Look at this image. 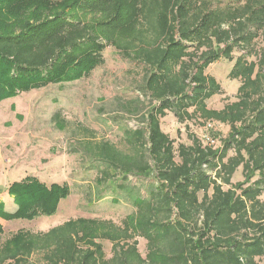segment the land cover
<instances>
[{"label":"trees","instance_id":"16d2710c","mask_svg":"<svg viewBox=\"0 0 264 264\" xmlns=\"http://www.w3.org/2000/svg\"><path fill=\"white\" fill-rule=\"evenodd\" d=\"M213 5L205 0H0V100L89 73L103 64L108 46L144 64L141 89L148 104L142 126L125 130L131 153L108 141L87 150L105 166L103 180L148 179L133 216L120 225L78 218L46 233L20 232L0 249V264H36L31 258L37 252L44 264L264 261V0ZM123 8L126 15L119 13ZM68 10L72 17L99 12L105 21L97 33L79 19H63ZM221 60L233 65L228 77L240 85L235 100L216 110L208 101L224 92L206 72ZM168 114L179 123L225 125L228 136L219 149L193 134L178 142L163 129ZM53 120L63 125L59 113ZM240 167L244 180L234 183ZM23 184L5 192H20L16 203L30 219L53 216L71 194L68 185L38 183L28 200ZM138 237L146 242L145 257ZM103 242L112 245L110 259Z\"/></svg>","mask_w":264,"mask_h":264},{"label":"rangeland","instance_id":"374dc122","mask_svg":"<svg viewBox=\"0 0 264 264\" xmlns=\"http://www.w3.org/2000/svg\"><path fill=\"white\" fill-rule=\"evenodd\" d=\"M205 1L214 2V7L218 3L225 7L247 0ZM122 12L126 15V8L119 13ZM75 15L72 17L68 10L63 19L71 22L79 19L90 28H98L99 23L105 21L99 12L79 11ZM104 40L99 42L103 44ZM102 56L103 64L89 73L84 71L81 76L73 73L72 78L60 83L17 91L0 100V249L20 232L46 233L78 218L111 220L120 225L133 216L135 202L145 196L148 179L103 180L100 170L105 166L87 151L108 141L119 150L131 153L125 130L142 126V114L148 105L141 89L146 73L144 64L125 58L114 47L107 46ZM232 68L233 65L224 60L208 68L206 73L216 78L224 92L208 101L209 108L219 110L235 100L240 83L229 79ZM58 113L63 125L53 120ZM162 122L163 129L178 142H186L188 135L193 134L202 139L213 137L222 145L229 133V128L222 124H214L209 132L207 125L179 123L173 114H168ZM243 180L240 167L233 182ZM16 183H24L28 200L34 196V185L38 183L68 185L71 194L61 201L53 216L30 219L16 203L20 192H5ZM137 241L145 257L146 242L139 237ZM103 243L106 258L110 259L112 245ZM31 260L44 264L40 252Z\"/></svg>","mask_w":264,"mask_h":264},{"label":"built area","instance_id":"2783aa9c","mask_svg":"<svg viewBox=\"0 0 264 264\" xmlns=\"http://www.w3.org/2000/svg\"><path fill=\"white\" fill-rule=\"evenodd\" d=\"M213 125H214L213 123L207 124V128L210 129L209 131L213 130ZM203 141L205 142V144L207 146L212 147L213 149H219L221 147V145H219V143H216V141L213 137L204 136Z\"/></svg>","mask_w":264,"mask_h":264}]
</instances>
